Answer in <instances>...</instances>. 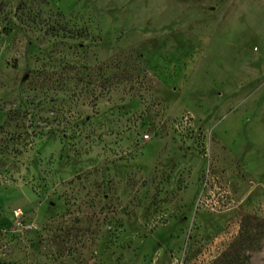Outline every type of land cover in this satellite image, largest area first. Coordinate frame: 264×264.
<instances>
[{
  "label": "rangeland",
  "instance_id": "1",
  "mask_svg": "<svg viewBox=\"0 0 264 264\" xmlns=\"http://www.w3.org/2000/svg\"><path fill=\"white\" fill-rule=\"evenodd\" d=\"M263 262L264 0H0V264Z\"/></svg>",
  "mask_w": 264,
  "mask_h": 264
},
{
  "label": "built area",
  "instance_id": "2",
  "mask_svg": "<svg viewBox=\"0 0 264 264\" xmlns=\"http://www.w3.org/2000/svg\"><path fill=\"white\" fill-rule=\"evenodd\" d=\"M16 214L19 215L20 214L19 211H17Z\"/></svg>",
  "mask_w": 264,
  "mask_h": 264
},
{
  "label": "crops",
  "instance_id": "3",
  "mask_svg": "<svg viewBox=\"0 0 264 264\" xmlns=\"http://www.w3.org/2000/svg\"><path fill=\"white\" fill-rule=\"evenodd\" d=\"M262 264H264V262Z\"/></svg>",
  "mask_w": 264,
  "mask_h": 264
}]
</instances>
